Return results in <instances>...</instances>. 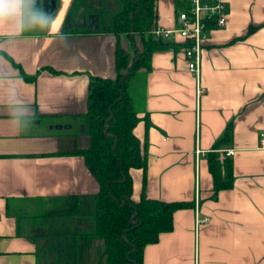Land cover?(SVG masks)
<instances>
[{"label": "crops", "instance_id": "1", "mask_svg": "<svg viewBox=\"0 0 264 264\" xmlns=\"http://www.w3.org/2000/svg\"><path fill=\"white\" fill-rule=\"evenodd\" d=\"M176 1L190 8L191 0H157L154 25L177 26L186 7ZM214 1L223 3L226 23L203 20L198 81L173 35L161 41L176 48L153 52L149 69L129 83L147 168L144 184L141 169L129 170L131 200L190 203L173 213L170 232L145 246L142 264H264V0H199ZM38 3L50 17L0 23V264H106L104 242L92 235L98 183L82 156L52 153L88 143L89 80L114 75L108 29L122 1ZM118 41L129 58L142 48L137 36L134 45L125 34ZM210 154L218 175L226 160L232 165L230 186L216 196ZM40 204L53 209L42 217L75 225L64 221L40 238ZM56 234L64 248L49 246Z\"/></svg>", "mask_w": 264, "mask_h": 264}, {"label": "trees", "instance_id": "2", "mask_svg": "<svg viewBox=\"0 0 264 264\" xmlns=\"http://www.w3.org/2000/svg\"><path fill=\"white\" fill-rule=\"evenodd\" d=\"M121 1L122 11L114 15L108 29L116 41L114 75L91 77L89 80L84 113L88 122V143L82 148L52 154L82 156L98 183L95 208L91 214L94 223L92 235L104 242L106 264H142L145 246L156 243L160 234L170 232L173 213L189 208L190 203L151 200L144 194L137 202L131 200L129 170L141 169L144 184L147 168L144 143L141 145L133 133L139 118L133 110L128 86L139 69H149L153 52L175 49L176 46L151 36L152 29L156 27L157 0ZM176 7H186V10L188 1H176ZM122 34L129 37L131 45H134V36L142 41V48L135 50L132 58L119 45L118 39ZM224 167L223 174L218 175L216 157L213 154L208 156L212 196L230 186L231 162L226 160Z\"/></svg>", "mask_w": 264, "mask_h": 264}, {"label": "built area", "instance_id": "3", "mask_svg": "<svg viewBox=\"0 0 264 264\" xmlns=\"http://www.w3.org/2000/svg\"><path fill=\"white\" fill-rule=\"evenodd\" d=\"M179 14L181 19L177 21V26L173 30L167 31L157 28L151 32V36L163 40L171 39L173 35L180 38L187 68L190 72H195L198 81L199 75L197 73L200 72L202 40L205 37L204 32L199 30L198 25H203L205 16H210L215 27H223L226 23L225 8L221 1L201 4L199 0H191L190 8L185 12L180 10ZM185 19L188 22L184 21ZM196 95L197 97L200 95V89H197ZM260 138L264 146V132L260 134ZM195 153L199 154L198 152ZM233 153V150H228L225 152V156H232Z\"/></svg>", "mask_w": 264, "mask_h": 264}, {"label": "clouds", "instance_id": "4", "mask_svg": "<svg viewBox=\"0 0 264 264\" xmlns=\"http://www.w3.org/2000/svg\"><path fill=\"white\" fill-rule=\"evenodd\" d=\"M41 17L50 16L40 8L38 0H0V23L17 21L22 25L28 20L38 23ZM52 22L51 19L48 28Z\"/></svg>", "mask_w": 264, "mask_h": 264}, {"label": "rangeland", "instance_id": "5", "mask_svg": "<svg viewBox=\"0 0 264 264\" xmlns=\"http://www.w3.org/2000/svg\"><path fill=\"white\" fill-rule=\"evenodd\" d=\"M105 13L107 14L108 12L105 11ZM73 16V14H71ZM74 17V16H73ZM129 88V86H128ZM63 133L65 134V136L67 135V131L63 130ZM41 206L38 208V210L34 213L35 216L37 218H35V223H36V227H37V234H40L39 237L41 238L44 234L47 235V232L50 230H52L54 227L57 226H61V224H63L64 221L69 222L70 226H74V220L71 219H67V218H59L60 216H54V217H50V216H46V217H42L41 215L44 214L47 211L53 210V209H48V207H52V205L48 204V206H45L43 204H40ZM56 206V205H54ZM50 207V208H51ZM60 208H63V206H60ZM32 216V213L30 214V217ZM64 225V224H63ZM60 229V228H59ZM53 232V230H52ZM59 242H62V247L64 246V241L61 239L60 234H56V239L55 241H51L49 240V246L53 247L55 250H58L57 244ZM64 248V247H63ZM58 252H55V255H57Z\"/></svg>", "mask_w": 264, "mask_h": 264}, {"label": "bare ground", "instance_id": "6", "mask_svg": "<svg viewBox=\"0 0 264 264\" xmlns=\"http://www.w3.org/2000/svg\"><path fill=\"white\" fill-rule=\"evenodd\" d=\"M182 11L185 12V10H182ZM179 19H181V18H180V14H179V12H178V13L176 14V21H178ZM184 21L188 22V20H186V19H185ZM192 25H193V24H192ZM157 28H160V27H157V26H156L155 28L152 29V31H153L154 29H157ZM198 28H199L200 31H202V32H206V30L204 29V26H203V25H198ZM152 31H151V32H152ZM191 73H193V75L195 76V72L192 71ZM197 74L200 76V72H198ZM196 80H197V78H196ZM195 152L201 153V151H197V150H195Z\"/></svg>", "mask_w": 264, "mask_h": 264}, {"label": "water", "instance_id": "7", "mask_svg": "<svg viewBox=\"0 0 264 264\" xmlns=\"http://www.w3.org/2000/svg\"><path fill=\"white\" fill-rule=\"evenodd\" d=\"M50 7H49V9H47V12H48V10H51V9H53L54 8V1H50Z\"/></svg>", "mask_w": 264, "mask_h": 264}]
</instances>
